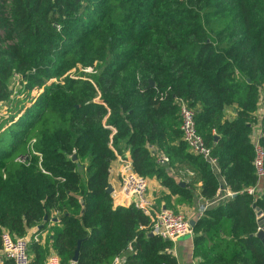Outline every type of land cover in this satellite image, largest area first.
<instances>
[{"label": "trees", "instance_id": "trees-1", "mask_svg": "<svg viewBox=\"0 0 264 264\" xmlns=\"http://www.w3.org/2000/svg\"><path fill=\"white\" fill-rule=\"evenodd\" d=\"M94 62L86 79L64 75ZM263 84L264 0H0V248L2 232L36 228L30 264H70L78 242L75 264H179L147 215L105 191L128 154L169 192L157 209L212 200L223 181L233 193L194 218L196 264H264V193L246 192ZM180 101L218 174L182 140ZM262 132L264 150V118Z\"/></svg>", "mask_w": 264, "mask_h": 264}, {"label": "built area", "instance_id": "built-area-1", "mask_svg": "<svg viewBox=\"0 0 264 264\" xmlns=\"http://www.w3.org/2000/svg\"><path fill=\"white\" fill-rule=\"evenodd\" d=\"M180 110V130L182 140L194 154L201 155L207 161L214 174H218L216 159L210 155L209 148L204 145L202 138L197 134L195 127L196 111L190 108L184 101L179 102ZM254 123L250 134V140L254 151L253 167L255 170L256 181L253 186L246 188V192L251 195L260 196L264 193V150L260 143L262 132V120L264 118V84L259 87L256 109L254 111ZM157 161L160 165L168 163L166 156L157 150ZM119 162V187L113 189V193L121 196L123 206L134 205L150 218L147 228L151 234L157 235L165 240L176 242L184 236L192 237V227L184 211L177 213L166 208H155L147 197V178L142 177L134 172L128 155H117ZM168 171L173 173L172 169ZM185 176H192L193 172L186 170ZM222 186L217 191L212 200H203L201 197L197 200L195 217L199 218L206 209L214 207L225 202L233 193L221 182ZM263 185V188L260 186ZM113 196V195H112ZM259 212L258 217L264 216ZM39 240L38 229L33 228L22 237H13L8 232L1 234L0 264H30L29 247L31 241ZM130 249V247H129ZM122 259L117 257L113 264H122ZM44 264H61L60 258L55 253H50ZM70 264H75L71 261Z\"/></svg>", "mask_w": 264, "mask_h": 264}, {"label": "crops", "instance_id": "crops-1", "mask_svg": "<svg viewBox=\"0 0 264 264\" xmlns=\"http://www.w3.org/2000/svg\"><path fill=\"white\" fill-rule=\"evenodd\" d=\"M233 107L228 108L226 111V116L228 118H233V116L235 115V111H234ZM117 155H116V159L111 164V169H110V174H109V183L112 185L113 189H115V190H117V188L119 187V162H118ZM125 155H128V154H125ZM184 172L185 171H183V174H184ZM174 176H178V180L179 179L180 180H184V179L186 180L187 178L192 177L193 175L192 176H185V174H184L183 175L184 177H180V173H179L178 175L174 174ZM149 182H151L152 183L151 185H153L157 188V194H155L157 196V198H160L162 196L169 194L167 189L160 186L157 181L149 180ZM260 187L263 188V185H261ZM111 194L113 195V198L116 197V195H117V193H113V192ZM159 194H161V195H159ZM150 195H151V193H150ZM163 204H164V199H161L160 205H163ZM113 205L114 206H117V205L123 206L121 196H119V195L117 196L116 201H113ZM161 208H165V206L163 205ZM196 208H197V201L195 202L194 206H179L178 210L184 211L186 213L187 218L189 220H191V219L195 218ZM258 214H259V212L256 210V218H257L258 228L264 229V216L258 217ZM262 214H264V213H262ZM173 244H174L173 245V252H174V255L178 258L179 264H196V261L192 256V247H193L192 246V244H193L192 243V237H189V236L181 237L176 242H174Z\"/></svg>", "mask_w": 264, "mask_h": 264}, {"label": "rangeland", "instance_id": "rangeland-1", "mask_svg": "<svg viewBox=\"0 0 264 264\" xmlns=\"http://www.w3.org/2000/svg\"><path fill=\"white\" fill-rule=\"evenodd\" d=\"M95 63L96 62H94L92 65H87V66H84L81 63L77 64L75 66V68L66 72L64 75L68 74L70 77H74V78L81 77V78L86 79L89 77L87 74H90L93 72V66L95 65ZM79 73L81 74V76L79 75ZM10 85L15 91L18 89L17 82H12ZM0 106H2V103H0ZM1 109H2V107H0V112H1ZM151 184L152 183L149 182V180H148V182H147V188H148L147 189V197L152 202L153 206H157L156 203H157L158 198L155 195V194H157V188ZM150 193L152 196L150 195ZM159 195H161V194H159Z\"/></svg>", "mask_w": 264, "mask_h": 264}, {"label": "water", "instance_id": "water-1", "mask_svg": "<svg viewBox=\"0 0 264 264\" xmlns=\"http://www.w3.org/2000/svg\"><path fill=\"white\" fill-rule=\"evenodd\" d=\"M152 85H153V82L152 81H149V86H152ZM72 158L74 160L75 159V155H73ZM180 184L182 185V183H180ZM105 191L107 193H110V194L113 192V187H112V185L110 183H108ZM194 223H195V220L194 219L189 220V224H190L191 227H193ZM150 235H151V233H150ZM256 235L260 239V241L262 243V246L264 248V229L258 228V231H257ZM79 246H80V242H78L77 247H76L75 252H74V255L72 257V261L73 262H76L77 261L78 252H79Z\"/></svg>", "mask_w": 264, "mask_h": 264}]
</instances>
